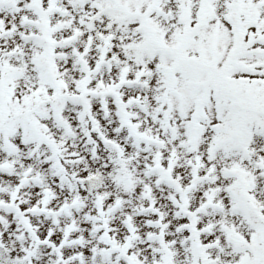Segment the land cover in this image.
<instances>
[{
  "label": "snow or ice",
  "instance_id": "snow-or-ice-1",
  "mask_svg": "<svg viewBox=\"0 0 264 264\" xmlns=\"http://www.w3.org/2000/svg\"><path fill=\"white\" fill-rule=\"evenodd\" d=\"M0 264H264V0H0Z\"/></svg>",
  "mask_w": 264,
  "mask_h": 264
}]
</instances>
